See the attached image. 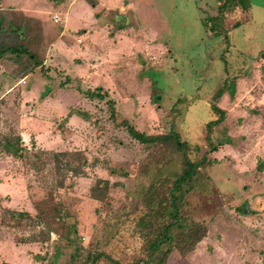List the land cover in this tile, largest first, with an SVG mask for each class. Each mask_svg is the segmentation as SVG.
Wrapping results in <instances>:
<instances>
[{
  "label": "rangeland",
  "instance_id": "1",
  "mask_svg": "<svg viewBox=\"0 0 264 264\" xmlns=\"http://www.w3.org/2000/svg\"><path fill=\"white\" fill-rule=\"evenodd\" d=\"M2 45L32 57L0 60V264H76V247L95 264L144 255L134 196L161 149L122 120L150 135L174 123L210 161L211 193L182 211L207 234L166 264H264V0H0ZM97 89L103 100L86 95ZM97 180L112 185L104 202Z\"/></svg>",
  "mask_w": 264,
  "mask_h": 264
},
{
  "label": "trees",
  "instance_id": "2",
  "mask_svg": "<svg viewBox=\"0 0 264 264\" xmlns=\"http://www.w3.org/2000/svg\"><path fill=\"white\" fill-rule=\"evenodd\" d=\"M244 5V4H243ZM224 7V3L220 5ZM250 7L244 5V10ZM212 27L211 29H213ZM15 29H18L15 28ZM20 27V33H23ZM223 32V30H222ZM7 54L16 55L27 54V49L19 46H0V60ZM155 100H160L155 86ZM101 89L95 91H86V95L93 99H104L100 93ZM218 96V95H217ZM221 96V95H220ZM111 103V102H110ZM112 104V103H111ZM212 110L216 114L221 113L213 104ZM112 117L115 110L111 109ZM210 122L207 129L210 130L217 122ZM123 125L132 139L137 141L148 152L161 149V154H149L148 163L145 164L142 176H149V183H139L135 190V196L139 203L144 207L138 219L134 222L135 229L144 231V255L138 256L132 262L126 264H166L170 254L176 251L185 257L192 252L197 244L206 236L207 226L201 222H195L182 216V211L186 207L187 198L192 194L208 195L211 193L212 183L205 166H208L206 154L200 160H193L190 155V146L181 140L176 132L175 124H171L168 133L159 135L144 134L136 130L125 120ZM13 144L8 142V148L12 149ZM16 156L18 151L11 152ZM152 156H157L156 160H151ZM55 162L59 163L60 158H64V153H55L53 155ZM205 163V164H204ZM73 175L79 174V170L71 169ZM112 185L107 180H97L91 188L92 199L98 202H104L107 199L108 191ZM12 215L20 219L31 218L28 213L12 212ZM102 254H94L91 251L76 247L74 255L71 257L76 264H95ZM107 257V256H106ZM107 259H111L108 258ZM112 264H121L118 261L110 260Z\"/></svg>",
  "mask_w": 264,
  "mask_h": 264
},
{
  "label": "built area",
  "instance_id": "3",
  "mask_svg": "<svg viewBox=\"0 0 264 264\" xmlns=\"http://www.w3.org/2000/svg\"><path fill=\"white\" fill-rule=\"evenodd\" d=\"M53 21H54L55 23H59L61 20H60V18H59L58 15H54V16H53ZM78 43H80V40H78Z\"/></svg>",
  "mask_w": 264,
  "mask_h": 264
},
{
  "label": "crops",
  "instance_id": "4",
  "mask_svg": "<svg viewBox=\"0 0 264 264\" xmlns=\"http://www.w3.org/2000/svg\"><path fill=\"white\" fill-rule=\"evenodd\" d=\"M102 2H104V1H102ZM98 6H99V4H98ZM93 9H97L96 7L95 8H93ZM120 9V11L122 10V9H124V8H119ZM125 9H127V11L130 9V7H127V8H125ZM106 11H109L108 9L106 10ZM127 11H121V12H127ZM119 15H125L124 13H122V14H119ZM121 17V16H120Z\"/></svg>",
  "mask_w": 264,
  "mask_h": 264
}]
</instances>
